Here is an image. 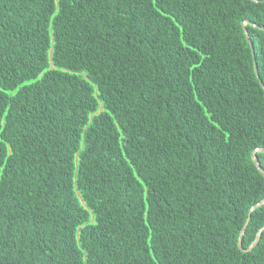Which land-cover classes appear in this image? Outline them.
Listing matches in <instances>:
<instances>
[{"label":"trees","instance_id":"1","mask_svg":"<svg viewBox=\"0 0 264 264\" xmlns=\"http://www.w3.org/2000/svg\"><path fill=\"white\" fill-rule=\"evenodd\" d=\"M262 149L264 0H0V264H264Z\"/></svg>","mask_w":264,"mask_h":264},{"label":"water","instance_id":"2","mask_svg":"<svg viewBox=\"0 0 264 264\" xmlns=\"http://www.w3.org/2000/svg\"><path fill=\"white\" fill-rule=\"evenodd\" d=\"M244 33H245V29H244ZM246 35V34H245ZM246 39H247V36H246ZM255 70V69H254ZM255 74H257L256 73V70H255ZM262 152H264V149H262L261 150ZM253 163L255 164V166L260 170V172H261V174L264 176V171H262L260 168H259V166H258V164H257V162H256V159L253 157ZM260 204H264V200L260 203ZM247 222H248V219H247V221L245 222V224L243 225V227H242V229H241V233H240V236H239V240L241 239V236H242V233H243V231H244V229H245V226H246V224H247ZM259 234H260V232L257 234V236L255 237V242L254 243H252L251 244V246L247 249V250H250L258 241V238H259ZM241 242V241H240ZM240 242H238V244H237V246H238V248L239 249H241V250H243L242 248H241V245H240Z\"/></svg>","mask_w":264,"mask_h":264}]
</instances>
